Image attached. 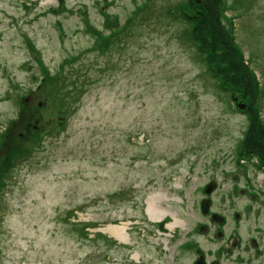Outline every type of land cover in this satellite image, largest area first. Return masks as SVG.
Wrapping results in <instances>:
<instances>
[{
  "label": "rangeland",
  "instance_id": "374dc122",
  "mask_svg": "<svg viewBox=\"0 0 264 264\" xmlns=\"http://www.w3.org/2000/svg\"><path fill=\"white\" fill-rule=\"evenodd\" d=\"M262 4L0 0V264H264V197L247 194L264 187L248 151L264 101L255 119L229 96L264 88ZM157 194L168 213L154 221ZM210 197L252 206L238 228L260 240L251 263L199 229Z\"/></svg>",
  "mask_w": 264,
  "mask_h": 264
},
{
  "label": "flooded vegetation",
  "instance_id": "af4514ba",
  "mask_svg": "<svg viewBox=\"0 0 264 264\" xmlns=\"http://www.w3.org/2000/svg\"><path fill=\"white\" fill-rule=\"evenodd\" d=\"M221 7H219L221 9V13L218 14V16L220 17V15H224L225 14V7L223 6V4H220ZM252 7H256L255 3L251 4ZM261 7H263L261 10H255V17L263 19L264 17V4L260 5ZM25 10H29L30 6L28 7L27 5H25ZM225 19V18H223ZM234 19V18H232ZM229 20V19H228ZM226 21V19H225ZM226 30L227 32V37H230L229 43H230V47H231V51L237 50L241 53H243V49L240 47L241 45H238L237 42L233 39L234 36L231 35V33H229V29L226 26ZM232 30V29H231ZM254 29H252L251 33L253 32ZM253 34V33H252ZM251 34V35H252ZM253 38L255 40L256 36L252 35ZM246 67L248 68L249 63L246 62ZM251 67V66H250ZM249 70V69H248ZM33 92V91H32ZM229 96L231 97V100L233 102V106L237 107L238 112H240L242 115H244L245 117H248V115H252L255 119H257L256 117L258 116V112L256 111V107L257 104L262 103L261 101H264V88L261 87V84L258 83L257 86V95L256 97L254 96L252 101L249 102L248 99L243 100L242 98H240L239 96H237L236 94L234 95L233 92L229 93ZM256 111V112H255ZM255 112V113H254ZM255 114V116H254ZM259 117V116H258ZM263 119H264V114H262ZM249 118V117H248ZM253 148H248V151H250L249 156L251 158H254V164L252 165L253 170L251 171L252 174L256 175L255 173L258 174V176H260V174L264 173V167L259 164V162L257 161V156L255 154H253ZM253 161V160H252ZM261 171V172H260ZM252 181L251 179V175L249 174V176L247 177V182L250 184V182ZM245 183V181H244ZM216 187V186H215ZM214 187V190H215ZM264 188L263 186L260 187L261 190H256L259 188H251L249 192H247V194H249L251 196L252 199H254L255 201L257 199H262V197H264ZM212 190V192L214 191ZM208 206L206 205V209L203 210L202 206V211L204 212V219L206 220V224H199L198 227L200 230L205 231L207 234L209 233L211 235V238L213 240L216 241H221V244L219 245L217 249V251L219 252L218 255L220 253H222L223 251L226 252V254L228 255L230 252V249L232 248V250H238V253L235 254L233 256L232 259L237 260L238 262H246V263H251L250 258L253 254V256L255 254H257L260 250L259 248L261 247V243L259 239H256L253 235L252 236H247L246 239L241 240L240 238L242 237L240 232H239V226H240V221H242V219L244 217H247V219H249V221H256V214H254L253 208H251L252 206L247 205L246 209H236L232 211H229V213H226L224 211L221 210H213V208L211 209V204H212V200L211 197L209 198L208 201ZM232 223L234 226H232ZM225 228H228L229 230H226ZM254 231L259 233V228H257L256 226L253 227ZM257 230V231H256ZM243 235V234H242ZM229 243V244H228ZM197 248V245L195 246V249ZM240 251H243V254H241ZM250 252H253L252 254H250ZM246 254V255H244ZM198 259L202 260V264H219L217 261H213V260H209L207 261V259L203 256H198V258L196 259L195 263L197 262ZM194 263V264H195Z\"/></svg>",
  "mask_w": 264,
  "mask_h": 264
},
{
  "label": "bare ground",
  "instance_id": "6f19581e",
  "mask_svg": "<svg viewBox=\"0 0 264 264\" xmlns=\"http://www.w3.org/2000/svg\"><path fill=\"white\" fill-rule=\"evenodd\" d=\"M146 199H147L146 211L150 219L157 221V219H161L167 216L168 210L160 206V202L162 200L160 194H157V196H150ZM171 217L173 222L170 223L169 225L170 228H172L174 225H177L179 223L178 219L176 220L175 215H171ZM104 229L105 232L112 234L116 239L120 241H127V234H126L127 225L119 226V227L109 225L107 226V228Z\"/></svg>",
  "mask_w": 264,
  "mask_h": 264
},
{
  "label": "trees",
  "instance_id": "16d2710c",
  "mask_svg": "<svg viewBox=\"0 0 264 264\" xmlns=\"http://www.w3.org/2000/svg\"><path fill=\"white\" fill-rule=\"evenodd\" d=\"M198 36H195V39L197 38ZM231 52V51H230ZM234 53V54H233ZM233 53L231 52V58H233V55L235 56V59L238 60V62H241V64H243L241 60V56H242V53L237 51V50H234ZM243 57V56H242ZM244 66V65H243ZM244 71H245V68H244ZM249 71V70H248ZM257 122V125H253V128H254V131H251V144L252 146H254L255 149H252L253 150V154H257L259 155L260 157V164L264 167V138L262 141H260L259 143L256 142L257 140H259V135L263 136L264 137V125L260 124L259 121H256ZM259 128V129H258ZM258 129V131H257ZM246 140H244L245 142ZM243 142V144L245 145V143ZM255 151V152H254Z\"/></svg>",
  "mask_w": 264,
  "mask_h": 264
},
{
  "label": "water",
  "instance_id": "95a60500",
  "mask_svg": "<svg viewBox=\"0 0 264 264\" xmlns=\"http://www.w3.org/2000/svg\"><path fill=\"white\" fill-rule=\"evenodd\" d=\"M207 190H208V189H207ZM205 207H206V203L203 204L202 208L205 210V209H206ZM195 264H202V260L199 259L198 262H196Z\"/></svg>",
  "mask_w": 264,
  "mask_h": 264
}]
</instances>
